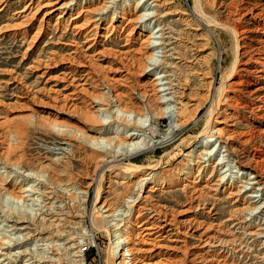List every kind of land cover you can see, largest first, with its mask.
I'll return each mask as SVG.
<instances>
[{
    "label": "rangeland",
    "instance_id": "374dc122",
    "mask_svg": "<svg viewBox=\"0 0 264 264\" xmlns=\"http://www.w3.org/2000/svg\"><path fill=\"white\" fill-rule=\"evenodd\" d=\"M48 1L0 0V175L6 179L0 184V191L16 196L20 194V187L29 190L21 193L24 196L21 203L7 199L0 202V239L5 242L0 246V264H25L34 251L35 255L46 251L47 242L38 240L46 237L45 227H49L51 221L54 225L57 222L46 216L44 225L37 218L30 223L19 221V217L23 210L29 212L32 209L38 216L43 211L48 212L49 207L53 214L60 209L63 211L58 227L51 226L50 230L73 234L72 243H76L80 248L78 251L85 255L86 264H118L108 248L114 238H108L103 232L106 222L112 221L109 214L104 213L105 209L91 213L93 204L99 209L102 203L117 211L112 225L123 220L128 228L127 247L139 260L138 264H216L217 257L214 256L219 253V248L203 246L205 238L232 240L230 248L239 239H245L244 232L237 229L239 221L234 217V213L243 207L240 202H235L238 196L232 193L241 190L243 197L251 194L253 188L259 190L261 196L256 193L258 198L253 201L259 199L257 205L264 206V165L257 167L255 163L264 159V0H73L62 14L57 11L42 19L43 13L38 8ZM137 1H140V8L135 11ZM103 7L106 8L100 12ZM81 10L88 11L80 15ZM196 10L203 13L208 23L197 17ZM154 11L163 22L164 40L170 45L167 50L172 49L166 54L172 56L168 61L170 70H167L176 89V102L180 105L170 103L167 110H173V114L166 116L159 125L150 124L149 116L139 122L145 126L144 134L138 132L134 142L150 140L156 144L150 150L158 151L155 155L147 154L149 150L143 151L134 163L141 165L162 159L159 169L152 172L159 183L151 186L150 181L145 185L137 175L125 179L130 172L126 166L105 170L100 179L101 193L95 202L97 179L102 168H97L91 146L83 142L79 146L81 143L77 139L57 134L58 128L75 127L76 120L87 122L83 115L85 105L74 97L75 94H70L75 88L84 87L85 94L79 95L82 101L83 98L87 101L99 99L93 89L94 82L84 84L81 81L84 73L73 71H83L77 67V62L86 54L90 68L98 76L111 79L112 83L116 80V86H120L126 95L132 93L134 86L147 88L154 73L142 75L136 62L141 57L144 36L150 29H154V33L159 30L156 17L152 18ZM144 12L149 17L141 21L142 27H136L137 33L129 36V30H126L137 25L135 16ZM122 13L125 19H134V22L126 25V20L121 19ZM97 14V19L101 18L97 35L87 34L92 27L77 35L74 27L83 24V16ZM218 25L236 30L239 53L234 72L231 66L235 60V40L228 29ZM141 31L142 35L138 36ZM88 46L92 47L85 53ZM156 56L157 61L161 59L159 49ZM126 71L128 76H124ZM162 94L168 99L166 92ZM212 106L216 112L211 113L210 139H205L199 133ZM178 110L183 111L180 122L184 126L169 140L167 135L174 129V116ZM107 118L102 119L104 124L112 121L109 116ZM116 126L109 127V133L103 137H113ZM132 128L124 130L119 126L118 132H131ZM162 137L165 143L159 145L156 142ZM67 140L71 145L65 144ZM8 143L10 149L6 152ZM204 144V149L211 151L207 171L196 178L197 183L188 181L193 180L196 173L183 181V174L193 166L192 160L201 153ZM60 148L65 149L64 155L60 154ZM209 175L210 180H216L220 175L225 177L226 187L217 195L207 188L199 192L205 180L209 181ZM236 186L240 188L237 190ZM53 187L57 188L54 198L49 195L51 198L46 199ZM86 189L89 194L84 212L76 200ZM66 199L74 200V205L65 207ZM152 206L180 224L167 226L160 234L150 236L144 235L143 227L129 224L130 220H135L137 209ZM260 211L259 208L252 217L253 230L264 227V210ZM145 212L142 213L144 220L148 217ZM140 220L136 224L143 221ZM15 222L21 227L20 235H27L28 239L14 245H11L12 241L7 248L8 239L18 235L11 227ZM254 239L253 236L244 240L249 256L235 253V263L250 264L253 255L264 256V239ZM213 242L214 246L218 244ZM64 245L70 248L71 244ZM49 248L51 246L47 250ZM51 249L47 255L54 257V249ZM206 251L211 253L205 254ZM22 253L28 256L19 258L17 255L22 256Z\"/></svg>",
    "mask_w": 264,
    "mask_h": 264
},
{
    "label": "bare ground",
    "instance_id": "6f19581e",
    "mask_svg": "<svg viewBox=\"0 0 264 264\" xmlns=\"http://www.w3.org/2000/svg\"><path fill=\"white\" fill-rule=\"evenodd\" d=\"M72 2H73V0H65L64 2L63 1L61 2V0H49L48 2H46V4H44V6H42V8H38V9H40L39 11L41 13H43L42 19H47L48 17H50L53 13H55L57 11L60 12V14H62L63 13L62 11H65L67 8H69L70 5L72 4ZM139 4H140V1L135 2V7H134L135 11L138 8H140ZM105 8L106 7H103L100 10V12H102L103 9H105ZM197 9H199V8H197ZM71 10L73 11V9H71ZM86 11H88V10H86ZM86 11L81 10L80 15H82ZM156 12L157 11L153 12L152 15H155V16H153L152 18L156 17L155 23H157V27L159 28V30L156 33H154V29H152V30L150 29L147 36H144V40L142 41V43H144V44H141V46H140V52H141L140 56L141 57L139 58V61L136 62V63H138L139 72L142 75L147 74V73H149V74L154 73L153 74L154 77L151 79V82L147 86V88L139 87V85L134 86L133 91L135 93L132 91L131 94L126 95V92H124V90L120 86H118V87L116 86V84H115L116 80H115V82H113L115 84L114 85L111 81H109L111 79L108 80L106 77L98 76L97 73H95L94 70H92V68H90V61H89L90 59L87 60L88 55L86 56V54H83L84 57L81 59V61L77 62V67L79 69L80 68L83 69V71H79L76 69L73 71V73H84L82 76V79H81V81L84 82V84L85 83L88 84V82H90V81H91V83L94 82L93 85L94 84L95 85H94L93 89L96 92V94H97L96 96H98L99 99H96L95 101H92V100L87 101V100H84V98H83V101H82V98L79 95H81L82 93L85 94V92L83 91L84 87L82 89H79V87H77L78 85H76L77 88H75V91L74 92L72 91L73 93H70V94H72V95L75 94L74 97L77 100L81 101L83 105H85L84 106V109L86 108L85 113L84 114L81 113V114H83L85 116L87 122L84 120H76L75 121L76 122L75 127L69 128V129H67V128L66 129H64V128L59 129L58 128L57 134L61 135V136L71 137V139L72 138L77 139L78 141H80V143L83 142V143L89 144L91 146V148H92L91 154H93V156H94L93 159L98 164V165L96 164L97 168H99V167L102 168V173L99 175V178L97 176L98 187H97V192H96V196H95V202H96V199L98 200V197L101 193L100 179L103 176L105 170L109 171L112 169H119L122 166H126L127 170L130 172H129V175H127L125 177V179H127V178L130 179L131 175H132V178L135 175H137V176L141 177L140 180H141V182L144 181L145 185L147 183H149L150 181L151 182L149 183V185L151 184V186L155 183L156 184L159 183L158 181H156L157 179L155 180L153 178L154 175H152V172L155 169H159L162 159H159L154 163H151V161H148L147 164L144 163L141 165L134 163V160L138 157L137 155L141 154L143 151L149 150L150 152L148 151L147 154H151V155H155L156 152L158 151L155 149L150 150L151 147L154 148L156 146V144H152V142L150 140H149V142H147L148 140L142 141L140 139L141 141L138 140V142H134L135 140L138 139V136H139L138 132L139 133L141 132L144 134L143 130H144L145 126L144 125L141 126L139 122L144 120V118H146V116L147 117L149 116V123L150 124L159 125L164 120V118L166 116H168L169 114H173V112H172L173 110H171V111L167 110L170 108V107L168 108V105L170 103H174V105L179 104L176 102L175 86L173 85V82L169 78V71L167 70L171 65L168 61L170 59H172L171 58L172 56L171 55L167 56L166 54L168 53V51L170 52V50H172V49L169 48V50H167V48L170 45L168 43L167 44L165 43V40H164L165 34H164V30H163V22L160 20V17H158L159 14H157ZM195 12L197 13V14L196 13L195 14L197 15V17L200 20L205 22V24L208 23L206 21L205 16L203 15V13H201L197 10ZM80 15L76 16V18L72 17L71 20L77 19L78 17H80ZM124 15L125 14L122 13L121 19L126 20V25L134 22V19L133 20L125 19ZM256 15H259V14H256ZM146 16L149 17L148 15L145 14V12H144V14H140L138 16L137 15L135 16V21L137 20V25H135V26L131 25L126 30V31L129 30L128 31L129 36L132 35L133 32H136V30H135L136 27H138V26H139V28L142 27L141 21L144 20L146 18ZM83 17H84L83 24L76 25L74 27L76 34L81 35V33L83 31H86L88 28L92 27L91 30L88 31L89 33L87 31L86 32H87V34H90L93 32V34L96 36L97 30H98V22L101 20V18L97 19L98 14L94 15V16L85 15ZM59 18H60V16H59ZM112 19H113V17H111V21H112ZM218 26L225 28V29H228V31L231 32V34L233 35V38L235 40V60L232 63L233 65L231 66L232 67L231 70L234 72L235 66L238 62V61H236V57L238 56L237 54L239 53L238 52L239 44H238L236 30H234L232 28H227V27H224L221 25H218ZM122 29L124 30V28H122ZM158 33H159V35H158L159 37L155 38L154 36ZM141 35H142V31H141V33L140 32L138 33V36H141ZM158 39H159V42H157ZM91 47L92 46H88L85 53L87 51H89L91 49ZM157 49H159L162 53L161 59L158 61H157L158 57L156 56ZM124 70H128V68H125ZM169 70H170V68H169ZM126 72H125L124 76H128V72L127 73ZM127 79H128V77H127ZM121 81H119V82H121ZM127 90H129V89H127ZM163 92L167 93L166 97H168V99H165L163 97V94H162ZM93 95H94V93H93ZM92 97H94V96H92ZM67 98H68V96H67ZM62 99L65 100V98H62ZM214 99H215V95H214ZM63 102H65V101H63ZM214 111L216 112V109L214 106H212L208 117L206 116L207 117L206 123L204 124V127L202 128V130L199 133V135L201 137L202 136L205 137V139H210V137H209V130H210L209 126L211 124V113H214ZM104 115H105V118H107L109 116L110 119H112V121L110 123H108V124H106L107 122L105 123L106 126L104 124V121L102 122V119H105ZM182 115H183V111L180 112L178 110L176 112V114L174 116V121H173L174 129L171 131V135H167V136H169V140L171 138H173V136L177 135L182 130V128L184 126V123L180 122V120H182ZM115 124H117V126L114 129L115 130L114 136L113 137H109V136L103 137V136H105L104 134L109 133L108 132L109 127L111 128V126L115 125ZM119 126H122L124 128V130L133 127L132 128L133 130L131 132H123L122 134H119V133H121V132H118ZM157 141L158 142H156V143H159V145H163L165 143L164 137L159 138ZM180 142H182V140L177 142L176 145H178V143H180ZM65 144L67 146L71 145L70 141H68V140ZM150 144H152V145L150 146ZM81 145H82V143L79 146H81ZM9 146L10 145L8 143V145L5 149L6 152L8 151ZM202 147H203V150L201 151V153L196 155L195 158L192 160L193 166L190 168L188 167L189 169L186 171V173L183 174V181L190 178L193 175V173H196V175L193 176L194 177L193 180L188 179V181H190V183H197L196 178H198L199 175L204 174L207 171V169H208L207 164H208V162H210L209 156L211 154V151H206L204 149V147H206V144H204ZM59 150L61 151L60 154L64 155L65 149L60 148ZM69 152H70V150H69ZM70 153H72V152H70ZM256 161H258V160H256ZM255 163H256L257 167H261L264 165V159L261 161L255 162ZM255 177L256 176H254L253 178H255ZM208 178H209V181L205 180L204 186L199 191L200 193H201V190L203 188H207L209 191L213 192V194L217 195L219 192L222 191L223 188L226 187L227 182L225 180V177L220 175L217 177L216 180H210V175H209ZM5 180L6 179L4 178V176L0 175V184H3V181H5ZM92 182H94V180H92ZM246 183H248V182H246ZM142 185L143 184H141V186ZM229 186H230V184H229ZM230 188H231V186H230ZM238 188H240V187L238 186L237 190H238ZM27 189H28V187L26 189H22L20 187L19 188L20 194H17L16 196H14V194L5 195L4 192L0 191V202H3L7 199L6 201L9 200V201L15 202L16 204L18 202L21 203V201L24 200L23 199L24 196L23 195L21 196V193L29 191ZM56 189L57 188L53 187V190L48 192V196L46 199L51 198L49 195H53V197L51 198V199H53L56 192H57ZM30 190L34 191L33 189H30ZM62 191H64V190H62ZM229 193L231 194V192H229ZM253 193H255V194H253ZM256 193L259 194V190H255L254 188H253L251 194H248V195L243 196V197L241 196V194H244V192H242L241 190L240 191L238 190L236 193H232V195L238 196V199H235V202H240L242 207H243L234 213V217L236 216V220L239 221V222H237L238 223L237 229L242 230L244 232L243 235H245V239L241 238V239H239L237 244L235 243V246L238 248H236L235 246L232 248L229 247V245L232 244V242H233L232 240H228L225 238L217 240V237H213V236L205 238V244L203 246L208 247V248H212V247H218L219 248V253H217L216 256H214V257H217L215 259L216 264H244V262L243 263H241V262L235 263V259H234L235 258L234 255H237V254H238V256L239 255H242V256L245 255L247 257L249 256L248 255L249 248H248L247 244L245 243L247 241H244V240H247V237H253V236L255 237V239H257L258 237H261L264 239V227H258V228L253 230L252 228L254 227V225L251 224L252 217L254 216V213L257 214V212H255V211H257L260 208L261 209L260 212L262 213L264 210V206H263L264 203H262L263 208H261V206L257 205L259 199L257 201L256 200L253 201V199L257 197ZM88 194H89V192L86 189V190L81 192V195H79L78 198L76 197L77 198L76 201H78V204L80 205L81 209L84 212H85L86 204L88 201L87 200ZM259 196H261V195L259 194ZM61 199H62V196H61ZM66 200L68 201L67 203L66 202L64 203V201L62 202L65 204V207L67 206L68 208H70V206L74 205L72 203L74 200L73 201H70L68 199H66ZM155 207L152 206L151 208H148V209L145 207H141V208L137 209V216H136L135 220H133V221L130 220L129 224L133 225V226L135 225L136 227H143L142 231H143V233H145L144 235H147V236L154 235V234H160L167 226H177V224L178 225L180 224V222L177 221L175 218L169 219L166 212L164 213ZM100 208H101V210H100ZM104 209H105L104 213L109 214V218H111V220L113 221L114 220L113 218L115 217L114 213L117 211H115L116 209L114 210L112 208H109V205L107 203L106 204L102 203V205L99 207V209H95V205L93 204L91 213H93V211H96V210L102 211ZM61 210L62 209L58 210L57 214H53L50 207H49L48 212L46 211V213H43L44 212L43 211L38 216H36V214H33L35 211L33 212L32 209L29 210V212L27 211L28 213L26 211L24 212V210H23L22 211L23 214H21V217H19V221L22 220L25 222L26 221L32 222L33 220H36V218H37L38 221H40L41 223L43 222V224H44L45 218L47 216L49 218H52L55 222H57L54 225V223L52 224L53 221H51V223H49L50 224L49 227L52 226V227L57 228L59 223L62 221V218H63V213H62L63 211H61ZM143 211L147 212V213L145 212L146 213L145 217L148 216L145 220H144V217L142 214ZM84 215L85 214H83V212H82V215H81L82 218L85 217ZM248 216H250L251 218H248ZM82 218H80V219H82ZM138 219H141L143 221L140 220L141 222H139V224H136ZM90 220H91L90 221L91 225L94 227V223H93L94 219L92 218L91 215H90ZM79 221H81V220H79ZM112 221H109V222L108 221L106 222V220L104 221L107 223L106 224L107 227L103 230V232L107 235L108 238H110V237L114 238L113 242H109L110 244H109L108 248L110 249L111 252L114 253V257H116V259L118 260V264H138L139 260L136 258L135 255H133L134 253L132 254L131 248L127 247L128 246L127 245V243H128V239H127L128 238V236H127L128 228H125L124 224L122 223L123 220L119 223L120 225L119 224L112 225L111 224ZM11 227L14 228L13 230L18 235H17V237H14V239H11V238L8 239V241L6 242L7 248H9L10 243L12 241H13V243L11 245H14L15 243L19 244L21 241L28 239L27 235H20L21 234V229H20L21 227H18L16 222ZM49 227L48 226L45 227L46 237L40 238L38 240V242H42V241L47 242V245L45 248L48 249V247L51 246V248L54 249V252H55L54 257H56V258H54L53 256L49 257L47 255L51 248H49V250L46 249V251L44 250L42 255H38V254L35 255V253H34L35 251H34L29 256H28V254H23V253H22V256H20L19 254L17 256H19V258H22L23 256L27 255L28 258L25 260V264H86V260L84 259L85 255L82 254L80 251H78V249L80 250V248H78L76 243H72V241H74L73 240V234H71L70 232L62 233L58 230L52 231V230H50ZM94 229H93V231L97 230V229H95V230ZM63 236H65L64 239H62ZM92 237L95 239L94 236H92ZM250 239H252V238H250ZM213 240L218 242V244L216 246H214L215 242H213ZM59 241H62V243H59ZM4 243L5 242L3 241V239H0V246H1V244H4ZM34 243H37V241L35 240ZM68 243L71 244L70 248L69 247L66 248L64 245V244H68ZM73 249H75L77 251H72ZM69 250L72 252L69 253ZM250 250L253 251V249H250ZM120 251H123V252L119 253ZM140 252L142 253L143 250H140ZM208 252L211 253V251H206L205 254H207ZM235 253H237V254H235ZM183 259L185 260L186 257ZM251 260L252 261L250 264H264V256L262 254H259V256L253 255L251 257Z\"/></svg>",
    "mask_w": 264,
    "mask_h": 264
}]
</instances>
